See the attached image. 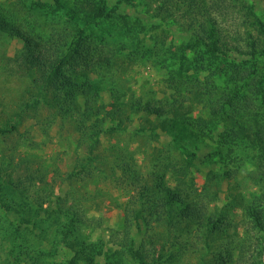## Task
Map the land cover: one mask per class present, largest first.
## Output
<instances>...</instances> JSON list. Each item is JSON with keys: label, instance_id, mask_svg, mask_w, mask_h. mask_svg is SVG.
I'll return each mask as SVG.
<instances>
[{"label": "trees", "instance_id": "obj_1", "mask_svg": "<svg viewBox=\"0 0 264 264\" xmlns=\"http://www.w3.org/2000/svg\"><path fill=\"white\" fill-rule=\"evenodd\" d=\"M153 2L158 4L159 0H13L8 8L0 3V41L19 40L23 44L21 53L7 59V65L2 60L0 69L11 78L15 70L8 66L14 63L19 74L30 79L17 103L4 90L5 83L1 85L3 90L0 87L1 150L2 139L18 130L26 113H40L46 108L55 119L74 124L80 143H90L89 157L77 159L73 173L63 181L75 187L80 180L95 177L89 171L96 170L94 152L102 148L103 138L119 132L134 114L139 115V128L135 129L138 135L151 136L161 143L162 135L175 133L171 142L183 149L185 163L164 157L162 166L143 177L135 169L132 154H122L119 146H110L109 157L115 158L112 160L122 169L124 178L139 184L124 207V219L114 237L117 241L109 243L103 238L95 241L82 236L74 207L63 205L66 198L56 195L50 181L52 169L46 172V165L29 157L17 161L6 150L0 159L2 238L10 252L16 253V260L27 264H232L231 259L223 257L220 242L233 236L231 230L239 229L230 209L234 208L231 203L236 200L235 191L241 189L238 180L246 168L237 163L236 154H225L217 148L220 162L208 172L201 189L196 188L193 171L198 155H189L187 146L207 143L205 137L193 132L198 125L181 120L188 111L186 105L129 101L123 86L114 81L115 73L123 69L122 63L164 54H170L169 68L180 62L179 71L175 70L178 75L172 74L177 86H194L199 81L195 75L206 70L214 75L220 71L227 83L236 86L233 93L241 98L240 106L232 99L220 104L222 110L228 106L243 118L231 145L247 144V152L242 154L251 155L255 165V170H248L247 179L259 188L258 196L244 201L243 214L264 238V117L254 110L256 104L259 109L264 107V20L258 16L257 3L242 5L244 25H251L257 32L247 29L243 45L222 40L211 11L192 30H184L187 39L174 52L172 43L168 49L163 43L151 44L146 36L145 17L150 21L168 13L166 6L150 9ZM156 9L158 13L150 16ZM213 67L215 72L211 71ZM102 74L107 85L99 81ZM246 87L255 101H246ZM184 124L188 126L178 135ZM199 125L204 123L200 121ZM81 171L87 174L83 178L79 177ZM221 199L231 201L219 208Z\"/></svg>", "mask_w": 264, "mask_h": 264}, {"label": "rangeland", "instance_id": "obj_2", "mask_svg": "<svg viewBox=\"0 0 264 264\" xmlns=\"http://www.w3.org/2000/svg\"><path fill=\"white\" fill-rule=\"evenodd\" d=\"M12 1L0 0V3L8 8ZM33 1L46 2L49 0ZM253 1L257 3L258 16L264 20V0H159L158 4L150 3V9L166 6L165 9H168V13L170 11L171 14L169 17L168 13L163 14L162 18L150 21H147L149 18L146 16V36L151 44L159 42L167 45L168 48V45L172 43L170 48L177 52L180 45L187 39V32L184 30H192L191 27H196L204 21L206 13L209 15L212 11L222 40L224 42L227 40L226 43L230 45L233 43L243 45L246 35L244 32L247 29L257 33L251 25L249 28L244 25L246 16L242 5L245 4L248 7ZM158 10L151 12L150 16L156 15ZM22 49L23 44L19 40H1L0 68L4 66L2 60L7 65V59L20 54ZM189 57L193 58L192 55ZM171 61L170 54L159 57L153 55L142 60H137L135 57L121 64L123 69L115 73L114 81H118L123 86L122 89L129 101L133 98V100L140 99L143 103L148 102L156 106H162L166 102H179L186 105L188 111L183 114L186 119L182 117L181 120L198 125V129H193V132L205 137L204 141L208 144V147L207 144L203 146L204 144L194 140L196 136L189 135L196 145L187 146V152L189 155L192 153L198 155L193 171L196 188L201 189L207 180L208 172L220 162L216 154L217 148L225 154L228 151L236 154L237 163L246 168V171L242 170L245 172L238 180L241 183V189L235 191L236 200L234 204L231 203L234 208L230 209L231 215L239 224V229L237 232L231 230L230 234L232 233L233 236L220 242L222 255L225 259H231L232 264H264V238L246 220L242 207L244 201L250 200L252 195L258 196L259 188L253 185L252 180L247 179L246 175L248 170L250 172L255 170V165L251 155L242 154V151L247 152V144L244 141L241 142L242 146L231 145L234 131L237 130L243 118L228 106L226 110H222L220 104L226 99H232L237 103V107L240 106L241 98H236L234 95L237 94L233 93L237 88L233 83H227L226 76H221L220 71L214 75L210 73V70H206L202 75L196 74V79L199 81L194 86L188 87L186 84L177 86L176 80L173 79L174 83L172 82V74L178 75L175 70L179 71L180 62L176 61L171 69L167 66ZM8 67L10 70H15L14 76L6 78L0 69V87L3 90L1 85L5 83L4 90L10 93V99L17 103L20 101L19 96L25 90V86L30 84V79L19 74L14 63L9 64ZM211 71L215 72L216 68H211ZM207 76L208 79L205 80ZM105 77L109 79L108 76ZM99 81L107 85L103 74ZM243 92H245L247 102L250 103V98L254 100L248 87L244 88ZM109 95L105 97L111 101ZM254 110L255 113L258 112L259 117H264V107L259 109L256 104ZM129 117L130 119L123 125V128L115 135L103 138L102 148L94 152L92 159L96 160L94 164L96 170L89 171H93L95 177L90 180L84 178L77 182L75 187L68 186L63 181L73 173L77 159L89 157L90 143H80L74 124L59 118L55 119V115L46 108H43L40 113L34 111L26 113L25 120L18 130L10 137L2 139L1 144L4 149H0V159L5 157L7 150V154L17 161L29 157L28 159L37 160L41 166L46 165V172L52 169L49 172L50 181L53 182L56 195L63 199L66 198L67 204L63 205L74 207L82 236L95 241L103 238L109 243H115L117 241L114 238L115 234L119 232V224L124 219V207L132 200L139 183L124 178L122 169L117 168V164L112 160L115 158L109 157L111 155L110 146H119L123 151L122 154L126 151L132 154L135 158V169L143 177L150 176L156 167L162 166L161 162L164 157H170L175 162L180 161L185 165L184 157L181 155L183 149L171 142L175 133L170 137L162 135L161 143H158L151 136L135 133V129L139 128V115L132 114ZM0 118L3 119V116ZM200 121L204 123V126L199 125ZM185 126L188 125L184 124L177 132L178 135L182 133ZM49 165H51L50 168ZM81 173L79 176L81 178L87 175L84 171ZM168 182L173 185L171 179ZM215 189L212 186V190L215 191ZM223 201L224 199H221L219 208L231 200ZM3 225V215H0V264H27L25 261L16 260V253L10 252L8 244L2 238Z\"/></svg>", "mask_w": 264, "mask_h": 264}]
</instances>
